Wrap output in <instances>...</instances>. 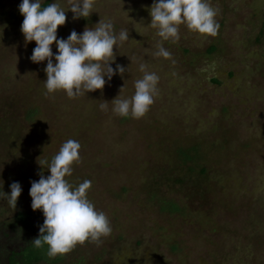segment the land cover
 <instances>
[{"label": "rangeland", "instance_id": "1", "mask_svg": "<svg viewBox=\"0 0 264 264\" xmlns=\"http://www.w3.org/2000/svg\"><path fill=\"white\" fill-rule=\"evenodd\" d=\"M154 2L95 0L87 19L66 12L58 39L100 20L117 37L129 33L111 64L124 75L69 98L47 93V61L30 59L37 45L25 43L22 0H0V256L24 244L14 218L32 209L31 182L51 175L38 159L50 164L72 139L80 159L66 180L91 181L87 198L112 231L99 244L76 245L59 264H264V0H208L217 35L181 25L179 41L163 42L168 60L154 55ZM52 51L55 64V44ZM142 63L158 75V95L142 118L118 116L111 101L123 87V98L134 94ZM192 147L198 157L181 163L180 150ZM13 182L22 187L16 209L5 196ZM162 201L180 213L162 211Z\"/></svg>", "mask_w": 264, "mask_h": 264}, {"label": "clouds", "instance_id": "2", "mask_svg": "<svg viewBox=\"0 0 264 264\" xmlns=\"http://www.w3.org/2000/svg\"><path fill=\"white\" fill-rule=\"evenodd\" d=\"M94 3L95 0H54L42 6L41 0H22L19 5L24 17L21 31L25 43L35 41L37 45L33 49L31 61L38 64L47 61V80L43 83L47 93L63 90L69 98H75L103 90L105 77L110 81L117 71L121 76L124 75L123 66L117 65L114 70L111 64L115 62L114 49H117L118 40H129L127 30H121L117 37L113 25L100 20L93 28L86 27L82 34L73 30L66 40L57 38L58 28L66 24L67 11L74 14V20L87 19L95 10ZM149 12L151 24L148 27L155 29V35L160 38L156 41L157 51L154 55L166 60L171 59L172 54L163 46V42L170 38L179 41L181 25L208 36L217 35L220 27L215 19L217 10L208 0H155ZM53 44L58 48L55 64ZM139 70L143 77L135 81L134 94L130 98H123V87L120 95L111 101L112 110L118 116L128 117L131 114L135 119L142 118L158 95V75L147 71L143 63ZM108 104L107 101H100L99 107L106 110ZM80 148L78 141L69 139L62 144L50 164L38 159L41 168L44 170L47 165L51 175L45 177L42 171L40 179L31 182V207L33 211L42 210L45 217L39 228V237L34 238L31 244L37 249L47 245L50 258L66 255L76 245L89 240L99 244L101 237L110 235L112 231L106 214L98 211L87 198L92 187L91 181L85 180L73 187L66 180L72 175L74 163L80 159ZM10 187V194L5 193V196L8 205L16 209L22 187L18 182H13Z\"/></svg>", "mask_w": 264, "mask_h": 264}, {"label": "trees", "instance_id": "3", "mask_svg": "<svg viewBox=\"0 0 264 264\" xmlns=\"http://www.w3.org/2000/svg\"><path fill=\"white\" fill-rule=\"evenodd\" d=\"M52 3V0H46L42 6H47ZM215 51L211 49V53ZM30 117H33L35 111L29 113ZM197 147H192L184 150H180L179 157L181 163L186 164L188 161H193L197 156ZM160 209L164 212L180 213L181 209L176 202L162 201ZM44 215L42 210L33 211L30 209L25 212H19L13 221V231H16L21 237L24 244L17 249L9 250L5 255L0 256V264H59L64 261V255L50 258L47 255L48 246L44 245L42 248H35L31 241L34 238H38L40 235L39 228L44 223Z\"/></svg>", "mask_w": 264, "mask_h": 264}]
</instances>
